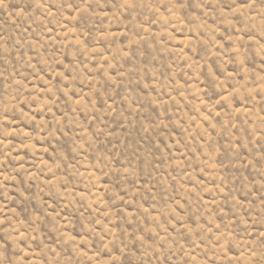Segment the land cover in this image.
I'll use <instances>...</instances> for the list:
<instances>
[{"label":"rangeland","instance_id":"rangeland-1","mask_svg":"<svg viewBox=\"0 0 264 264\" xmlns=\"http://www.w3.org/2000/svg\"><path fill=\"white\" fill-rule=\"evenodd\" d=\"M0 264H264V0H0Z\"/></svg>","mask_w":264,"mask_h":264}]
</instances>
